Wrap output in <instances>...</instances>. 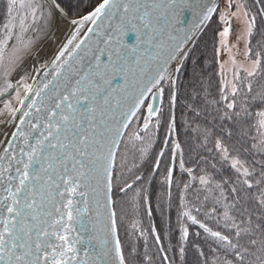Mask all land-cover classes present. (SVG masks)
I'll return each mask as SVG.
<instances>
[{
    "label": "snow or ice",
    "instance_id": "1",
    "mask_svg": "<svg viewBox=\"0 0 264 264\" xmlns=\"http://www.w3.org/2000/svg\"><path fill=\"white\" fill-rule=\"evenodd\" d=\"M255 3L264 5V0ZM227 6L235 9L231 16L244 25L240 38L249 45L245 55L250 58V66L237 65L232 58V78L222 72L216 112L221 123L229 121L241 130L245 124L250 125V130L242 131V135L247 137L253 131L255 134L244 150H254L264 161V90H254L252 80L248 79L264 76V56L260 51L253 53L250 47L257 15L264 16V6L256 15L244 0H227ZM218 7L217 0H100L89 15L80 20L70 19V25L77 27L56 52L51 71L44 73L45 79L36 87L25 84V99H31L18 122V109L6 105L14 128L0 142V264H129L119 236L115 201L109 196L113 190L112 147L116 141L111 140L112 147H107L108 134L114 132L119 136L131 123L129 117H135L141 108H146L143 131H148L153 117L160 114L164 81H169L170 91L174 85L172 75L168 74L169 62L183 51L185 42L192 38L190 33L194 35L196 29H203L212 20ZM51 8L68 15L57 0H51ZM43 9L40 0H7L8 20L0 28V96L15 87L7 74L20 60L21 53L31 50L32 41L25 43V38L36 26L38 17L44 19ZM181 12L190 14L191 27L185 20L179 21L184 28L174 23ZM51 15L49 12L48 16ZM219 20L224 25L219 32L224 38L220 44L231 52L226 39L233 32L229 13H220ZM86 24L91 26L85 29ZM82 29L87 32L83 38ZM132 34L136 41L129 44ZM13 43L16 47H12ZM177 72L179 69H174L173 75ZM119 78L123 83L114 86ZM16 96L24 107L20 93ZM129 99L135 103L125 112L123 108ZM147 100L151 103L145 104ZM175 102L176 96L172 94L170 103ZM192 111L196 117L201 116L195 108ZM203 119L207 120V114ZM174 132L173 119L169 135ZM196 132L201 147H206L212 138V150L224 161H230V168L236 173V180L226 190L227 181H217L209 175L206 157L198 155L186 167L179 141L170 152L173 167L165 181L169 192L178 163L190 178L183 185L185 192L191 190L195 199H203L205 213L217 225L223 222L219 230H213L192 214L200 213V207L181 205L185 209L182 216L203 229L214 242L213 261L199 251L203 264H264V162L250 165L234 155L226 143L233 136L230 129L221 126L222 134L215 135L206 125L203 129L197 127ZM135 139L142 141L143 137L137 133ZM105 150L107 163H103ZM141 151L146 154L147 150ZM160 165L157 159L155 167L159 169ZM210 166L216 169V164ZM140 179L137 175L136 180ZM130 188L133 184L126 183L119 191L126 193ZM141 201L146 214L151 216V205L144 197ZM101 205L107 212L106 222H102ZM181 231L178 251L183 257L189 231ZM140 235H144L143 231ZM154 240L162 253V264H172L160 235L155 234ZM134 251L129 248V252ZM147 259L151 261L152 257Z\"/></svg>",
    "mask_w": 264,
    "mask_h": 264
},
{
    "label": "rangeland",
    "instance_id": "2",
    "mask_svg": "<svg viewBox=\"0 0 264 264\" xmlns=\"http://www.w3.org/2000/svg\"><path fill=\"white\" fill-rule=\"evenodd\" d=\"M99 1L100 0H94L90 5H88L87 8L83 10H80L81 8L80 9L77 8V10H80V11H77L75 14H72L66 11L64 7L63 8L65 12L68 14L67 16H69L72 19H76L84 15L88 11H90L91 8H93L96 4H98ZM244 2L247 4V8L251 11L253 15H256L259 8L262 7L261 5L256 4L254 0H244ZM40 3L44 5V9H43L44 19L40 20V18L38 17L36 26L33 27L27 33V36L25 38V43H27L28 41H32V48L28 52L21 53L20 60L18 61V63L15 64L12 70L8 72L7 74V79L13 85H15V87L7 91L5 95L0 96V114L4 116H6V113L9 111L6 105H12L10 104L11 101L13 99L15 100L17 99L16 93L19 92L21 89H24L25 84H28V80H29V77L32 71L31 66H30V61L32 57L36 54L40 44H42L44 41H46L49 38V35L55 25L56 16L53 14V11L49 7V5L46 4L45 0H40ZM234 10H235L234 8L231 10L228 9L227 0H221L217 13L214 14L212 20L203 29L204 31H202L200 35L194 40V43L192 44L190 49L185 52L183 57L178 62L177 68L179 69V72L175 73V75L172 77V80L174 81V85H173L174 89H175V81L176 82L182 81L185 88L188 89L189 85L194 86L192 84L196 85L197 80H201L202 78L205 77V74H204V77H202L201 70H198L196 79L192 82V84H189L191 82V79L194 78L193 76L195 75L189 74L188 72H186L185 68H190V66L188 64L186 65V62L183 63L190 57L191 58L188 60V62L191 63V60L193 59L195 53L200 48L202 49V51H205L209 56V59L208 58L204 59V62H206L207 65L209 64L208 67L206 66L207 73L208 74L210 73L213 75L214 81L218 87V88H214L213 90H215L218 94H220V98H221V88H222V72L228 79L232 78V71H233V65L231 62L232 58L235 59L237 65H242L243 67L250 66V58L246 57L245 55L246 48L249 47V45H246L245 40L240 38L244 32V25L241 22V20L236 19L235 17L231 16V11H234ZM49 12L52 13L50 17L48 16ZM222 12H228L229 19L232 21L233 32L226 38L228 47L231 48V52H229L226 48H224L220 44V41L224 39L219 36V32L222 31L224 27L223 23L219 20V14ZM6 13H7V0H0V28H2V25L6 23L8 20ZM263 20H264L263 16L257 15L256 28L254 29V35L251 37L252 43L250 45L253 53L260 51L262 53V56H264V40L261 37V34L264 35V21ZM205 31H207V33H204ZM12 47H16L15 43L12 44ZM260 48H263V49H260ZM6 62H7V56H6ZM192 63L197 64L196 62H192ZM183 65H186V66H183ZM221 65H223V69ZM195 67L197 68V66ZM262 67H264V62H262ZM171 71H170V75H172ZM240 74H241V77L245 76V73L242 70L240 71ZM259 77H262L264 79V76H259ZM254 78H248V79H251L253 81ZM247 82L248 81L245 80V83ZM200 84L212 86L211 83L209 82V77H208V80L203 81V83H200ZM163 85H165L168 88V93H169V95H167L168 99L166 98L165 105L167 106V102H169L170 107H172L173 105L170 103L171 91L169 90V81L165 80ZM2 87L3 85L0 84V88ZM255 89L257 88L255 87ZM209 90L211 93V88ZM260 90L262 89H259L258 91ZM184 97H186V95H184ZM204 100L205 99L200 100V104L198 108H195L194 106L191 105L190 98L188 101L191 107L188 109L187 113L184 116L190 118V120L192 121V124H194L193 127L195 128V133L193 135L185 134L183 136V143H184L185 149H187L188 151H193L196 147H198V149H205V150L210 149V147L213 144L212 138H209L210 141H208L207 146L201 147L200 141L197 139V135H198V133L196 132L197 127L203 129L207 125L212 130L215 129L214 122L211 116H209L210 111L208 112V108L206 107V105L203 104ZM145 104H148V101ZM194 108L200 111L201 113L200 117H196L194 115L192 111V109ZM180 111H181L180 106L174 109V113H173V108H172L170 115L168 114L166 116V120L163 125L162 132H165V131H167V133L170 132L171 124H172V123L170 124V121H171L172 114H173V119L175 120V131L179 130L178 129L180 128L179 122L182 117V115L180 114ZM205 114H207V120L203 119ZM141 116H146V108H142L140 112L138 113V115L135 117V120L133 121V123L129 125L125 137H123L121 140V144L117 152L118 154L116 156L117 160L115 159L114 163H116V161L120 162V159L125 154H126L125 159L129 163L130 161H133L136 158H139V159L145 158L146 155L150 152L149 151L150 145L147 144V142L145 141L144 139L145 137L143 138L142 141L141 140L139 141L136 139L133 141V135L135 133L140 132V129H142L141 123H142V119L144 121V118L141 119ZM155 119L156 118L153 117L152 121H154ZM187 130H191V129L187 128ZM143 132L147 135V132L145 131ZM157 140L158 142L156 146V151L157 153H160L161 152L160 147L163 143L162 142L163 140H159V138ZM142 148L147 150L146 154L141 151ZM258 161L264 162L261 160V157H260L259 159L255 160L254 163ZM116 165L118 167L119 164H115V167ZM223 167H224L223 169H225L228 173L231 172V169H229L227 165ZM138 192H139V195H137V191L136 190L134 191L133 188L131 192H126V193L121 192L113 184L112 196H113V201H115V204L113 205V207H115V210L117 212L119 236H120L122 245L124 246L125 255H126V258L129 264H150V263H147L145 259H141L140 261L137 260L143 255V248L145 247V239H146L144 238V235L143 236L140 235V232L143 231L144 233V228H145L144 226L148 222L147 218L149 217L146 215V213L144 215H140V212H138L137 202L142 196L146 198V197L151 196L152 194H150V191H145L144 189L138 190ZM158 193H159V190L156 189L154 190L153 194H158ZM152 198L154 199V196H152ZM137 213L139 214L138 217L136 216ZM129 215H131L132 218H130ZM172 215H173V218L175 219L176 215H174L173 212H172ZM150 223L152 224V220L148 222L149 225ZM211 224L213 225V227L217 225L215 221L213 220ZM133 225H135V228L133 227ZM177 228L181 231L184 227L179 228L177 226ZM153 234H157V232L156 231L152 232L150 236L152 237ZM181 234H182V231H181ZM151 237H148L147 240H150V242L153 243L154 239ZM130 242L131 244H135L134 249L136 251L133 256H131L128 250V245H129L128 243ZM161 243L163 244L164 242L161 240ZM198 254H199V250L196 252V256Z\"/></svg>",
    "mask_w": 264,
    "mask_h": 264
},
{
    "label": "trees",
    "instance_id": "3",
    "mask_svg": "<svg viewBox=\"0 0 264 264\" xmlns=\"http://www.w3.org/2000/svg\"><path fill=\"white\" fill-rule=\"evenodd\" d=\"M93 1L94 0H57V2L60 3L61 6L66 9V11L72 14H75L77 11L87 8L88 5H90ZM261 6H264V5H261ZM77 8L78 9L81 8V9L77 10ZM204 33H207V31H205ZM261 37L264 40L263 34H261ZM260 49H263V48H260ZM207 58L209 59L208 54L205 51H202V49L200 48L195 53L193 59L191 60V63L188 62L189 59L184 61V63L186 62V65L188 64L190 66V68H185L186 72H188L189 74L197 75V71L201 70L202 77H204V74H205V77L202 78L201 80H197L196 85L192 84V82L196 79V76L192 78L190 84L194 86L189 85L188 89L185 88V91L181 99L176 101L177 105L178 106L180 105L181 108L183 109L182 110L183 114L179 122L181 129L177 127L179 129L177 132L181 131L183 133L187 131L186 134L188 135H193L195 133V128L193 127L194 124H192V121L190 120L189 117L184 116L187 113L188 109L191 107L188 101L190 98L191 105L194 106L195 108H198L200 104V100L205 99L203 104L206 105V107L208 108V112L210 111L209 116H211L214 122H216L217 124L219 123L218 125H220V127L222 126L225 129H230L233 131V142H232L233 145L240 148L241 150L240 158L244 161H247V163L251 165L254 163L255 160L260 158V155L257 154L254 150L245 151L244 149L249 148V145L253 142L251 139V135H254L255 133L253 131L251 135L245 137L242 135V131L244 132L249 131L250 130L249 124H245L243 126V129L241 130L239 125H233L229 121L221 123L218 120L216 108L219 107V104L217 102L220 101V94H218L215 90H213L214 88H218V87L214 81L213 75L210 73L209 74L207 73V67L209 66V64L207 65L206 62H204V59H207ZM192 62H196L197 64H193ZM195 66H197V68ZM208 77H209V82L211 83V85L212 86L214 85L213 87L209 85L200 84V83H203V81L208 80ZM252 82H253L254 90L256 91H258L259 89L264 90V79L262 77L257 76L256 78H254ZM255 87L257 89H255ZM210 88H211V93L209 90ZM190 92L192 93L191 95H190ZM184 95H186V97H184ZM216 120H218V122ZM187 128L191 130H187ZM216 134H219V131H216ZM221 134L222 133H220V135ZM228 146L230 147V149L233 150V154L235 155L234 147H231V144H228ZM183 149H185V146L183 147ZM216 156L219 157L218 153ZM225 162L228 163V166H230V161H225ZM226 163H223L220 160L218 162L220 169H222L223 171H225V169H223L224 168L223 166H226L227 165ZM115 164H119V165L118 167L116 165L113 171L114 172L113 184L118 188V190L121 186H125L126 183H132V184L135 183L134 180L132 179V176L134 173L140 170L139 168L140 163L137 158L134 159L133 161H130L129 163L123 160V158H121L120 162L116 161ZM223 171H221V175L217 177V180L222 181V182L227 181L228 182L226 185V190H227V187L231 186L233 181L236 180V173L233 169H231V171L233 172V175H225ZM131 190L132 188L128 189L127 192H131ZM136 191L138 192V190ZM168 197L169 196H166L165 194L161 196H157L156 200L155 199L153 200L152 195L149 197H146L147 204H150L152 207V215L149 216L147 220L148 222L152 220V224L150 223L149 225L147 222L146 225L144 226L145 227L144 228V238H146L145 247L143 248L142 257H140L137 260L140 261L141 259H145L146 262L150 264H162V253L159 251L158 246L155 243V240L153 243L150 242V240H147L148 237H151L150 234L153 232L151 231V229L154 228L157 234L160 235L161 240L164 242L163 243L164 248L172 264H203L204 257H201L199 254L196 256V252L198 250L204 251L207 259L210 262L213 261L216 258L212 254L214 242L212 238L208 236L207 233L204 232L203 229L199 228V226L198 228H196L191 225H188V226L184 225V228H187L189 231V237H188L187 244L184 245L185 255L183 257L179 256L178 249L181 246V240H180L181 234H178L179 229L177 228V225H179V220L181 218L180 205L177 203L176 200L172 202L170 199V203L167 202ZM178 197L179 196H177L176 199H178ZM187 204L189 208L200 207L203 210V212H205L206 205L204 204L202 198L200 200H197L193 198V196H189V200ZM137 206H138V212H140V215H144L146 213L144 210L145 204L143 201H141V198L138 200ZM172 212L174 213V215H176L175 219L173 218ZM136 216L138 217L139 214L137 213ZM206 216L208 220L210 218V221L208 223L211 224L212 220L215 221V219L211 217L210 215L207 214ZM129 217L132 218L131 215H129ZM198 219L202 221L201 218L198 217ZM222 223L223 222L221 220V224ZM208 227L212 228L213 230L220 229L219 225H215L214 227L213 225L211 226L209 225ZM197 232L200 233L199 236L196 235ZM154 236L155 234H153L151 238L154 239ZM128 244H129L128 250L130 247L134 249L135 244H131V242ZM135 251L130 252L131 256L135 254ZM148 257H152V260L148 261L147 259Z\"/></svg>",
    "mask_w": 264,
    "mask_h": 264
},
{
    "label": "flooded vegetation",
    "instance_id": "4",
    "mask_svg": "<svg viewBox=\"0 0 264 264\" xmlns=\"http://www.w3.org/2000/svg\"><path fill=\"white\" fill-rule=\"evenodd\" d=\"M183 66H185V65H183ZM195 76H193V77H195ZM163 86L165 88V94H164L163 103L160 105L161 111H160L159 116L155 117L156 118L155 120H157V121L154 120L150 124L149 129L147 131V135L142 130L143 129V119L142 118H144V119H146V118H145V116H141V119H142V123H141L142 126L141 127H142V129H140V132H138V133L143 138L145 137L144 138L145 141L147 142V144L150 145V148H149L150 152L146 155L145 158H142L143 160L137 158L139 160V163H140V166H139L140 170H138L132 176V179L136 183V184L133 183V186H134L133 189L134 190H143L144 189L145 191H150V194H152V196H154L155 200H156L157 196H161L164 194L166 196H169L167 202L170 203V199L172 202H174L176 200L177 203L180 205V215H181V218L179 220V225H177V226L179 228H181V227H184V225H186V226L191 225V226L198 228V225H193L190 220L183 217L181 214L182 211L185 210L184 208L181 207L182 203H187L189 200V196H193V198H195V196L193 195L191 190H189L188 192H185L183 185L186 183H189L190 178L179 169L178 163L174 166L175 171L173 172V176H172L173 183H172L170 192L168 189V185L165 182L168 170L171 167H173V165L171 164L170 152L174 151V144L176 141L180 142L182 148L184 147L183 136L186 134V131L182 133L181 131L177 132L178 131L177 130L176 132L172 133L171 135H169L170 132H168V133H167V131L162 132L163 125H164L165 120H166V116L168 114L170 115L172 108H173V113H174V109H176L178 107L176 102H175V105H173L172 107H170L169 102H167V106L165 105L166 98H167V95H169V93H168V88L165 85H163ZM184 91H185V86L183 85V82L182 81L181 82L175 81V89H174V87L171 88V95L174 94L176 96V101H177V100L181 99ZM191 94L192 93L190 92V95ZM182 110L183 109L181 108V111H180L181 115L183 114ZM218 120H216V121L218 122ZM224 122H226V121H224ZM218 124L216 122H214L215 129H213V132L215 135H220V132H219V134H216V131H219V129L221 128L220 125H218ZM135 134H137V133H135ZM135 134L133 135V141L135 140ZM158 138H159V140H163L162 141L163 143L160 147V151L164 153L163 157H160L159 153H157V151H156ZM165 142H167V143H165ZM232 142H233V136L226 139V143L231 144V147H234V150L240 149L239 147L234 146ZM212 149H213V144L210 147V149H206V150L205 149H198V147H196L193 151H188L187 149H183L184 150L183 159L186 162V167L188 166L189 162L192 161L194 158H196L198 155L204 156L207 158V160L209 162L207 165H205L209 175L214 176L215 180H217V177H219L221 175V171H223L222 169H220L218 162H219V160L222 161L223 163H226V162L220 156L217 157L216 156L217 153L215 151H213ZM234 153H235V155H239V157H241V150L238 153L236 151H234ZM125 156H126V154L123 155L122 158H123V160L126 161ZM157 159H159L161 161V165H160L159 169H157L155 167V161ZM213 163L216 164V169L211 168L210 165ZM226 164L228 166V163H226ZM228 167H229V169H231L230 166H228ZM223 173L225 175H233L232 171L228 173L225 170V171H223ZM137 175H139L141 177L140 180H136ZM194 187H198V184L194 185ZM156 189L159 190V193L153 194L154 190H156ZM177 196H179L178 199H176ZM182 197H186V199L182 200ZM192 214L197 215V218L198 217L201 218L202 219V221H200L201 223H205L208 226L212 225V224L208 223L210 221V218L208 220V218L206 216L207 214H205V212H203L202 209H201L200 213H196L195 211H193ZM219 227H220V225H219ZM178 234H181L180 230H178Z\"/></svg>",
    "mask_w": 264,
    "mask_h": 264
},
{
    "label": "water",
    "instance_id": "5",
    "mask_svg": "<svg viewBox=\"0 0 264 264\" xmlns=\"http://www.w3.org/2000/svg\"><path fill=\"white\" fill-rule=\"evenodd\" d=\"M45 2H46V4L49 5V7L51 8V0H45ZM99 2H100V1H99ZM99 2H98V3H99ZM220 2H221V0H217L218 5H220ZM95 6H98V4H96ZM95 6H94L93 8H91L90 11H88L87 13H85L84 15H82V16H80L79 18H76V19H77V20H80V19H82L84 16L89 15L92 11H94ZM51 10L53 11V14H54L55 16H57V13H56L57 10H54V9H52V8H51ZM60 15L63 17L64 20H67L68 22L70 21V19H72V18H70L69 16L65 17V16L62 15V14H60ZM189 19H190V14H185V13H182V12H181V13L178 14V18H177L176 21H174V23L176 24L177 27H179V28H184L185 25L179 23V21H180V20H185V23L187 24L188 21H189ZM209 22H210V21H209ZM209 22H208V23H209ZM208 23H207V24H208ZM90 26H91L90 24H86L84 27H85V29H86L87 27H90ZM187 26H188V27H191V21H189V23H188ZM206 26H207V25H206ZM206 26H205V27H206ZM205 27H204V28H205ZM204 28H203V29H204ZM203 29H196L195 32H194V35L190 33V36H191L192 38H191L190 40H187V41L185 42V44H184V46H183V51H182L181 53L178 54L176 60H174V61H170V62H169V67H168V74H169V75H170V71H171V70H172V71H171L172 77L175 75V74L173 75V70H174V69H177L178 62H179L180 59L183 57V55L185 54V52H186L187 50L190 49V47H191L192 44L194 43V40L200 35V33H201L202 31H204ZM54 31H56V27L53 28V30L51 31L50 35H52ZM50 35H49V36H50ZM84 35H87V32H86L84 29H82V30H81V38H83ZM66 40H67V38H66ZM135 41H136V37H135L134 34H132V35H130V36L128 37V43H129V44H134ZM106 60H107V57H105V61H106ZM49 71H51V64H50V66L47 68V70H46L45 73H47V72H49ZM44 79H45L44 74H42V75L40 76V78H38V79L35 80L34 83L32 82L33 84L30 83V84H28V85H32L33 87H36V86H37L41 81H43ZM28 83H29V81H28ZM122 83H123V79H122V78H119V79H117V80H115V81L113 82V85H114V86H120ZM173 87H174V86H173ZM173 87H172V88H173ZM22 90H23V89H21V90L19 91L20 94L22 93V92H21ZM155 92H156V90L154 89V90H153V94H155ZM27 96H28V95H27ZM27 96H26V97H27ZM30 99H31V97H28V99H25V98L23 99V100H24V107H21V106L19 105V107H18V111H17V118H16L17 121H16V122H18V120H19L20 118H22V113H23V111L26 110V107H27L28 103L30 102ZM147 101H148V103H151V100H147ZM147 101H145V103H146ZM134 103H135L134 99H129V100L126 102V104H125V106H124V108H123V111L127 112L128 108L132 107V105H133ZM141 109H142V108H141ZM138 113H139V112H138ZM138 113H137V115H138ZM137 115H136V116H137ZM136 116H135V117H136ZM146 116H147V113H146ZM146 116H145V118H147ZM135 117H129V119L131 120V122L134 120ZM172 120H173V114H172V117H171L170 124L172 123ZM117 127H119V124H117ZM128 127H129V125H128ZM12 131H13V130H12ZM125 132H126V129H122L121 132H120V135H119V136H116V134H115L114 132L108 134V140H107V142H106L107 147H112V145H111V140L114 139V140L116 141V146H115V147H112V151H113V153L115 154V155H114V161H115V159H116V155L118 154L117 152H118L119 146H120V144H121V140H122V138H123ZM104 158H105V159H104L103 163H107V151H106V150L104 151ZM113 169H114V168H113ZM113 169H112V171H113ZM109 196H110V198L113 200L112 192L109 193ZM101 199H102V197H101ZM101 211H102V213H103V216H102V222H106L107 212L104 211L102 205H101Z\"/></svg>",
    "mask_w": 264,
    "mask_h": 264
},
{
    "label": "bare ground",
    "instance_id": "6",
    "mask_svg": "<svg viewBox=\"0 0 264 264\" xmlns=\"http://www.w3.org/2000/svg\"><path fill=\"white\" fill-rule=\"evenodd\" d=\"M57 16L55 20L56 31L53 32L52 35L49 36V38L44 41L40 46L38 47V50L36 54L32 57L30 61L31 66V74L29 77V83H34L36 79L40 78L42 74H44L48 67H43L42 65H49L51 64L56 52L59 50V48L66 43V38L70 39L71 35L74 34L75 28L77 26H72L67 20H64L63 17L58 14L56 11ZM37 73H40L37 75ZM32 83V84H33ZM19 99L23 100L28 94L24 91V89L21 91ZM14 100V101H13ZM10 104L11 107H14L18 109L19 102L16 99H13ZM8 109V108H7ZM6 109V110H7ZM0 142L5 141V137L7 134L11 133L14 128V121L11 118V114L8 111L6 113V116L0 115ZM17 118V113H16ZM17 121V119H16Z\"/></svg>",
    "mask_w": 264,
    "mask_h": 264
}]
</instances>
